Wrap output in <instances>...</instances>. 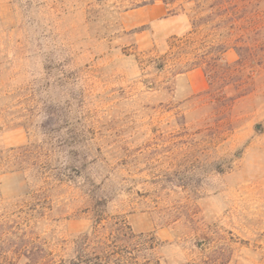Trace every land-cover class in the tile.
I'll return each mask as SVG.
<instances>
[{
  "label": "rangeland",
  "instance_id": "1",
  "mask_svg": "<svg viewBox=\"0 0 264 264\" xmlns=\"http://www.w3.org/2000/svg\"><path fill=\"white\" fill-rule=\"evenodd\" d=\"M0 224L264 264V0H0Z\"/></svg>",
  "mask_w": 264,
  "mask_h": 264
},
{
  "label": "trees",
  "instance_id": "2",
  "mask_svg": "<svg viewBox=\"0 0 264 264\" xmlns=\"http://www.w3.org/2000/svg\"><path fill=\"white\" fill-rule=\"evenodd\" d=\"M4 224H0V261L16 264L14 259L23 257L29 262L26 264H37V260H45L44 264H121V259L105 242H97L94 247H89L86 238H78L74 241L75 246L72 248L73 256L68 262L64 260L53 261L50 253L40 245L33 244L25 240L23 234L17 236V239H1L3 234L8 232L4 229ZM11 229L9 226L7 227ZM18 233V232H16Z\"/></svg>",
  "mask_w": 264,
  "mask_h": 264
}]
</instances>
